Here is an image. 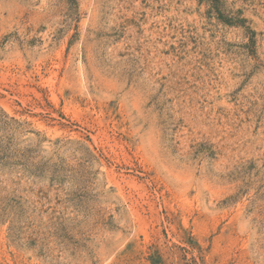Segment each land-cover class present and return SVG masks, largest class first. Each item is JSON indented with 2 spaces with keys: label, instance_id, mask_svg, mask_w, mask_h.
<instances>
[{
  "label": "rangeland",
  "instance_id": "1",
  "mask_svg": "<svg viewBox=\"0 0 264 264\" xmlns=\"http://www.w3.org/2000/svg\"><path fill=\"white\" fill-rule=\"evenodd\" d=\"M0 264H264V0H0Z\"/></svg>",
  "mask_w": 264,
  "mask_h": 264
}]
</instances>
